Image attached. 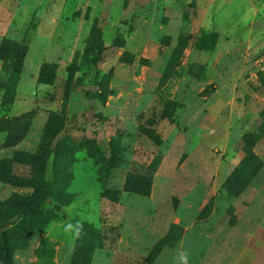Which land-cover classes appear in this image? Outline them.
<instances>
[{"label":"rangeland","instance_id":"obj_1","mask_svg":"<svg viewBox=\"0 0 264 264\" xmlns=\"http://www.w3.org/2000/svg\"><path fill=\"white\" fill-rule=\"evenodd\" d=\"M263 111L264 0H0V160L50 181L27 226L56 224L69 264H264ZM31 191L0 180L13 245Z\"/></svg>","mask_w":264,"mask_h":264},{"label":"trees","instance_id":"obj_2","mask_svg":"<svg viewBox=\"0 0 264 264\" xmlns=\"http://www.w3.org/2000/svg\"><path fill=\"white\" fill-rule=\"evenodd\" d=\"M183 39H186L185 37L182 36ZM202 40L205 42H211L209 45L211 48L214 46V43L216 41V34L215 33H210L206 36H202ZM115 45L117 46H123L124 45V40H115ZM202 44V43H200ZM106 48L100 47L96 53L95 59H94V64L99 65L101 61L104 59V50ZM180 52H175L174 58L168 68L166 69V72L168 75L171 73L172 68L175 64L178 63V60L180 58ZM166 73V74H167ZM166 77L163 78L165 80ZM94 84H98L97 78L94 79ZM86 83V78L85 76H80L76 80L72 78H68L65 82L64 86V94H63V108L64 110L67 107V103L69 101L70 95L79 86L83 85ZM86 96L89 98H95L99 97L100 93L98 91H92V90H86L85 91ZM264 114V111H263ZM262 166L261 160L252 152L249 153L248 156H246L238 170V175H237V181L238 184L235 186V189L233 191L234 194L239 195L246 187L247 185L251 182V180L256 176L258 173L259 169ZM12 169L11 162L3 158L0 160V180L8 182L12 185L15 186H30L32 188L31 193L26 197L25 202L22 207V219L20 220L21 222V230L27 229L28 232L26 236L24 235L23 238L17 239V243L13 245L14 241L8 234L9 230H4L0 231V233L4 236L3 242L0 244V257L3 260L4 264H15L14 263V255L16 250L18 249H26L28 248L30 244V239L31 236L36 232V231H43L45 229L46 224H48L49 220L46 218L43 220V222L38 226H27V223L29 220H33L34 218L41 217L45 214L44 212V206L45 203L47 202V198L50 196V181L46 179H41L34 184H29L25 180H19L12 176L10 174V171ZM107 194L109 197L113 199H118V196L120 194V190H115V189H107L106 190ZM59 197L63 198L66 195H69L68 192H60L59 191ZM71 196V194H70ZM70 200L69 198H66L65 201ZM8 219V218H7ZM12 240V241H9ZM164 245V242L160 240L157 243V251H159ZM156 251V252H157Z\"/></svg>","mask_w":264,"mask_h":264},{"label":"crops","instance_id":"obj_3","mask_svg":"<svg viewBox=\"0 0 264 264\" xmlns=\"http://www.w3.org/2000/svg\"><path fill=\"white\" fill-rule=\"evenodd\" d=\"M62 232L56 227V224L44 233L33 234L30 244L26 249H18L14 255L15 264H69V252H64V241H62ZM68 249V248H65ZM99 261L95 253L93 264ZM109 258H103L102 263L107 264Z\"/></svg>","mask_w":264,"mask_h":264}]
</instances>
